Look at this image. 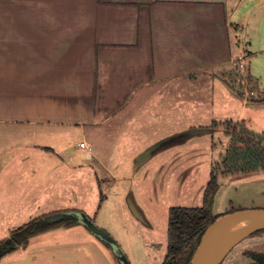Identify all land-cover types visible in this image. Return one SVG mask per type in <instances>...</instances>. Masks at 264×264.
Wrapping results in <instances>:
<instances>
[{"label": "crops", "instance_id": "obj_1", "mask_svg": "<svg viewBox=\"0 0 264 264\" xmlns=\"http://www.w3.org/2000/svg\"><path fill=\"white\" fill-rule=\"evenodd\" d=\"M245 29L264 37V0H0V241L17 227L32 152L47 167L73 130L85 135L75 150L92 152L107 128L166 133L157 142L197 128L200 87H231Z\"/></svg>", "mask_w": 264, "mask_h": 264}, {"label": "rangeland", "instance_id": "obj_2", "mask_svg": "<svg viewBox=\"0 0 264 264\" xmlns=\"http://www.w3.org/2000/svg\"><path fill=\"white\" fill-rule=\"evenodd\" d=\"M252 33L245 29L236 40V48L255 79L249 85L244 77L246 72L242 74L235 67L232 75L227 76L231 87L217 80L214 86L200 87L204 94H200L198 106L190 110L193 121L191 115L187 117L198 129L216 121L219 124L214 129L187 131L190 135L186 140L170 144L175 145L172 147L164 146L141 165L136 162L138 155L161 142L155 141L156 136L166 133L139 131L132 123L112 136L109 128L93 135L92 152L75 150L76 142L85 135L81 130H73L69 133L70 145L65 149L55 145V154L47 167L35 161L37 154L32 152L33 159L21 165L24 198L16 228L32 218L59 211H68L78 224L34 236L28 246L4 255L0 264H124L125 260L128 264H161L167 254L169 209L202 206L214 168L219 182L214 215L264 208V170L230 174L222 166L233 141L226 131L227 121L239 120L237 131L242 134L259 140L264 137V101H260L263 92L255 89H264V52L256 53L264 47V37L259 32ZM251 90L256 91V96L245 95ZM183 103L186 116L190 108L187 101ZM86 219L106 231L119 249L91 232L85 225ZM248 249H264V232L245 235L221 264L250 262L245 255Z\"/></svg>", "mask_w": 264, "mask_h": 264}, {"label": "trees", "instance_id": "obj_3", "mask_svg": "<svg viewBox=\"0 0 264 264\" xmlns=\"http://www.w3.org/2000/svg\"><path fill=\"white\" fill-rule=\"evenodd\" d=\"M241 123L243 124V122ZM218 124L214 121L208 127L192 128L188 133L211 130ZM226 125V131L232 135L233 141L223 157V171L238 174L264 170V137L263 140H259L251 134L238 132V122L227 121ZM189 135L186 132L173 135L164 141L165 146L184 141ZM216 172L217 169L214 168L204 190L202 206H174L169 209L167 254L161 264H191L203 234L220 216L213 214L214 197L219 186ZM67 212L59 211L32 218L22 226L13 229L9 238L19 247H26L31 238L36 235L78 224L77 218ZM258 232H264V230ZM2 243L3 241H0V245ZM245 255L250 258V262L246 264H264V249H248L245 251Z\"/></svg>", "mask_w": 264, "mask_h": 264}, {"label": "water", "instance_id": "obj_4", "mask_svg": "<svg viewBox=\"0 0 264 264\" xmlns=\"http://www.w3.org/2000/svg\"><path fill=\"white\" fill-rule=\"evenodd\" d=\"M198 131L197 133H199ZM166 145L165 142H159L138 155L136 158L137 165H141L147 162L157 150L161 149ZM133 211L142 218L141 213L137 208L132 205ZM253 220L250 223H247L241 231L222 249L220 253L217 252L215 247V239L219 231L226 224L231 223L235 220ZM264 222V208L258 209H245L229 212L219 216L205 231L201 241L195 251V254L192 258L191 264H221L226 254L229 250L237 244L245 235L249 233H256L258 231L264 230V227H261V223ZM85 225L87 228L93 232L96 236L110 244L115 249H119L118 243L104 230L100 229L95 225V223L90 220H85ZM19 246L15 244L11 238H8L0 245V259L6 255L8 252L17 249ZM124 264H128L125 260Z\"/></svg>", "mask_w": 264, "mask_h": 264}, {"label": "bare ground", "instance_id": "obj_5", "mask_svg": "<svg viewBox=\"0 0 264 264\" xmlns=\"http://www.w3.org/2000/svg\"><path fill=\"white\" fill-rule=\"evenodd\" d=\"M253 220H235L231 223L226 224L219 231L215 239V247L218 253L227 245L240 231L241 229ZM261 227H264V222L261 223Z\"/></svg>", "mask_w": 264, "mask_h": 264}, {"label": "built area", "instance_id": "obj_6", "mask_svg": "<svg viewBox=\"0 0 264 264\" xmlns=\"http://www.w3.org/2000/svg\"><path fill=\"white\" fill-rule=\"evenodd\" d=\"M238 66L240 67L241 70L244 71L245 67H246V62L244 59H241L239 62H238ZM245 95L247 96H256V91H253L251 90L250 92H246ZM78 147L79 148H82V149H88V150H91V146L86 142V141H80L78 143Z\"/></svg>", "mask_w": 264, "mask_h": 264}]
</instances>
